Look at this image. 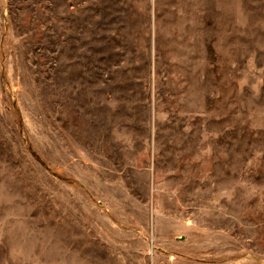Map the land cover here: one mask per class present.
Returning <instances> with one entry per match:
<instances>
[{
  "label": "rangeland",
  "instance_id": "rangeland-1",
  "mask_svg": "<svg viewBox=\"0 0 264 264\" xmlns=\"http://www.w3.org/2000/svg\"><path fill=\"white\" fill-rule=\"evenodd\" d=\"M0 264H264V0H0Z\"/></svg>",
  "mask_w": 264,
  "mask_h": 264
}]
</instances>
